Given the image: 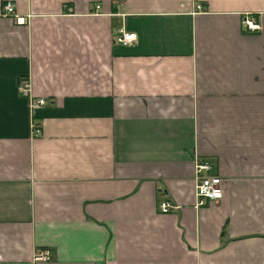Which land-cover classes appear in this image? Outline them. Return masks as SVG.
Returning a JSON list of instances; mask_svg holds the SVG:
<instances>
[{"label": "crops", "instance_id": "0c3cea01", "mask_svg": "<svg viewBox=\"0 0 264 264\" xmlns=\"http://www.w3.org/2000/svg\"><path fill=\"white\" fill-rule=\"evenodd\" d=\"M0 264H264V0H0Z\"/></svg>", "mask_w": 264, "mask_h": 264}, {"label": "built area", "instance_id": "2783aa9c", "mask_svg": "<svg viewBox=\"0 0 264 264\" xmlns=\"http://www.w3.org/2000/svg\"><path fill=\"white\" fill-rule=\"evenodd\" d=\"M99 7V6H97ZM4 13L10 17H14L17 22H22L23 18L19 17L15 11V5L11 1H6L4 4ZM244 30L247 32H258L262 29V24L259 18L255 15L249 14L243 19ZM137 35L135 32L126 31L121 28L115 37V41L120 44H131L135 42ZM29 80L27 78H21L19 92L21 95H28ZM46 104V99L43 97L31 99V107H39ZM32 130L34 135L41 133L42 128L37 122L32 120ZM211 165L206 160H199L195 164V179H196V197L197 205H203L207 201L217 200L223 196V189L221 186V178L218 175H206L205 171L210 169ZM161 211L169 212L172 205L169 200L165 199L161 201ZM35 260H49L50 253L44 249H38L34 254Z\"/></svg>", "mask_w": 264, "mask_h": 264}, {"label": "rangeland", "instance_id": "374dc122", "mask_svg": "<svg viewBox=\"0 0 264 264\" xmlns=\"http://www.w3.org/2000/svg\"><path fill=\"white\" fill-rule=\"evenodd\" d=\"M36 251H37V250H36ZM36 251H35V252H36Z\"/></svg>", "mask_w": 264, "mask_h": 264}]
</instances>
